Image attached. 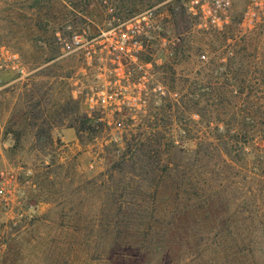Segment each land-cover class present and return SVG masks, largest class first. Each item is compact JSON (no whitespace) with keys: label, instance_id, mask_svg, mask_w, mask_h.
Here are the masks:
<instances>
[{"label":"rangeland","instance_id":"obj_1","mask_svg":"<svg viewBox=\"0 0 264 264\" xmlns=\"http://www.w3.org/2000/svg\"><path fill=\"white\" fill-rule=\"evenodd\" d=\"M243 8L218 32L185 0H0L33 73L0 94V264H264V25ZM100 88L121 108L93 109Z\"/></svg>","mask_w":264,"mask_h":264},{"label":"built area","instance_id":"obj_2","mask_svg":"<svg viewBox=\"0 0 264 264\" xmlns=\"http://www.w3.org/2000/svg\"><path fill=\"white\" fill-rule=\"evenodd\" d=\"M241 1L244 3V10L241 14L242 25L250 30L264 25V0H185V7L191 17L200 21L203 29L221 32L234 24L236 8ZM145 27L140 24L133 29L128 27L122 29L123 32H120V37L117 38L118 44L112 45L110 53L116 69L124 64H130L134 59L141 60V55L145 52L141 50L145 43L143 34L147 32L144 30ZM84 53L87 58V52ZM140 68L142 69L143 66L141 65ZM32 74L20 52L0 43V94L7 88L10 77L26 79ZM127 75L126 83L132 82L133 71L131 69L128 70ZM121 94L120 90L110 91L100 88L93 96L89 94L88 99L92 101L93 109L112 107V105L115 108H121V102H119ZM4 192V189L0 190L1 194Z\"/></svg>","mask_w":264,"mask_h":264},{"label":"trees","instance_id":"obj_3","mask_svg":"<svg viewBox=\"0 0 264 264\" xmlns=\"http://www.w3.org/2000/svg\"><path fill=\"white\" fill-rule=\"evenodd\" d=\"M144 61H145V63L146 64H151L152 63V60L150 59H144ZM162 85H163V83L162 82H160ZM88 118V115H86L85 116V120ZM83 131V127L81 128V129H79V131H78V133H81Z\"/></svg>","mask_w":264,"mask_h":264},{"label":"crops","instance_id":"obj_4","mask_svg":"<svg viewBox=\"0 0 264 264\" xmlns=\"http://www.w3.org/2000/svg\"><path fill=\"white\" fill-rule=\"evenodd\" d=\"M74 133H75V132H73V129H70V130H68V132H67V134H68L69 136H71V137L74 136Z\"/></svg>","mask_w":264,"mask_h":264}]
</instances>
